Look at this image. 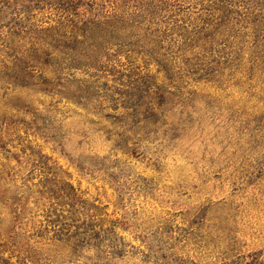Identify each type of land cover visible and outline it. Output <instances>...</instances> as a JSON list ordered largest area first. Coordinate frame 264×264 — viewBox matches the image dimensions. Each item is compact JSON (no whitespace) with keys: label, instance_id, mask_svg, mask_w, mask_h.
I'll return each instance as SVG.
<instances>
[{"label":"rangeland","instance_id":"1","mask_svg":"<svg viewBox=\"0 0 264 264\" xmlns=\"http://www.w3.org/2000/svg\"><path fill=\"white\" fill-rule=\"evenodd\" d=\"M225 1L0 0V264H156L157 245L179 259L220 264L224 245L210 238L225 228L237 240L240 264L254 253L264 264V164H256L264 147L250 136L254 121H264V74L249 79L245 63L214 83L217 76L203 75L202 66L193 74L184 64L189 51L179 50V34L203 26L211 6ZM156 2L166 7L158 16ZM229 2L241 17L250 15L252 0ZM94 14L122 16L146 34L144 49L119 56L117 68L145 75L151 101L168 96L152 125L125 132L113 123L125 114L119 101L101 94L92 114L59 93L80 74L55 73L57 40ZM154 32L162 40L158 54ZM33 50L40 62L31 64L27 84L13 61ZM45 80L56 83L49 92L40 89ZM70 186L97 207L91 213L103 227L117 223L120 256L101 261L93 248L72 254L57 240L47 221L53 207L70 209L55 198ZM199 212L197 227L190 222Z\"/></svg>","mask_w":264,"mask_h":264},{"label":"trees","instance_id":"2","mask_svg":"<svg viewBox=\"0 0 264 264\" xmlns=\"http://www.w3.org/2000/svg\"><path fill=\"white\" fill-rule=\"evenodd\" d=\"M229 1L211 6L210 10L213 14L220 11V15L215 17V14H212L211 17L206 18L203 26L196 31L187 34L183 31L179 34L183 35L179 50L183 53L189 51L190 54L185 59V66L193 69V74L198 70L196 67L202 66L205 72L203 75L217 76L213 79L214 83L220 82L219 79L224 75L222 72L226 68L232 72L245 63L248 65L249 79L256 72L264 74L262 72L264 70V0H252V11L246 17H241L237 11L231 10ZM165 9L164 3L156 2L153 5V13L156 16ZM139 29H141L140 25L122 16L94 14L86 20H81L80 25L75 24L69 36L58 38L57 51L60 60L50 59L56 61L53 64L55 73L67 69L78 70L80 74L77 78L74 73L71 74L73 78L68 79V83L60 85L65 91L59 93L70 94L74 102L86 110L90 108L92 114L101 109L103 102H99V98L102 95H104L103 99L110 100L114 104L119 101L125 114L117 116L113 123H119L121 127L125 126L123 127L125 132L133 130L134 127L137 129L139 123H144L143 126L152 125V118L163 115L162 107L168 100L165 92H161L156 97H152V101L156 99L153 103L147 89L149 81L143 80L145 75L125 73L117 68L121 62L119 56L124 54L131 57V54H138L140 48L144 49L143 39L146 34H139L137 32ZM157 33H152L155 54H158L159 49L162 48L161 36ZM38 62L40 61L36 51L33 50V53L27 51L21 57L15 58L13 67L19 78L27 79L25 82L31 84L29 80L33 75L29 70L33 69L31 64ZM135 77L138 79L132 81L131 78ZM109 81L113 84L108 85ZM53 84L52 81L45 80L39 86L41 90L49 92ZM254 122L256 125L250 136L257 140L255 142L257 144L263 142L262 147H264V121L257 119ZM257 163L264 164V152L262 160H256ZM69 188V192L61 190L55 198L60 200V205L67 204L70 209L58 210L52 208L54 205L50 207L51 217L47 222L55 227L57 240L66 243L72 254L78 255L84 249L93 248L96 251L95 257L101 261H111L120 256L123 241L116 232L117 223L113 221L109 227H103L104 223L96 220V213H91L93 209L96 212L97 207L80 200L74 189L71 186ZM200 218H203L201 212L195 214L190 223L200 227ZM215 226L214 224V228ZM225 230L221 237L210 238V242L224 245L220 264H240L239 260L243 258H239L237 240L234 236H230L232 229L225 228ZM169 249H171L169 246L157 245V249L152 251L156 264H196L176 258L174 254L169 253ZM250 257L251 260L246 264H258L256 253Z\"/></svg>","mask_w":264,"mask_h":264}]
</instances>
